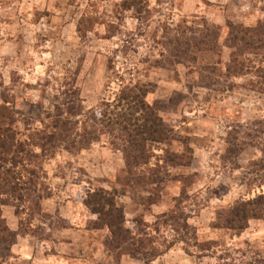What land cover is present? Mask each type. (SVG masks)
<instances>
[{
	"label": "rangeland",
	"instance_id": "1",
	"mask_svg": "<svg viewBox=\"0 0 264 264\" xmlns=\"http://www.w3.org/2000/svg\"><path fill=\"white\" fill-rule=\"evenodd\" d=\"M121 2L0 0V104L10 102L27 132L76 95L89 112L124 86H146L151 104L171 103L162 117L194 152L192 166L168 168L156 204L149 191L118 199L127 226L137 232L141 219L157 238L163 253L152 264H264V221L242 232L219 227L225 209L264 195V94L250 88V77L229 72L225 43L230 24H264V0H146L149 13L141 18L123 12ZM210 43L218 48L208 51ZM231 137L244 146L234 161L227 159ZM123 167L107 140L48 160L43 214L22 216L30 235L0 248V264H145L110 253L108 232L97 230L84 204L90 191L118 188ZM175 208L189 221L188 236L163 223ZM3 215L20 229L15 208L3 207Z\"/></svg>",
	"mask_w": 264,
	"mask_h": 264
},
{
	"label": "trees",
	"instance_id": "2",
	"mask_svg": "<svg viewBox=\"0 0 264 264\" xmlns=\"http://www.w3.org/2000/svg\"><path fill=\"white\" fill-rule=\"evenodd\" d=\"M120 8L123 12H133L136 18L146 17L149 13L146 0H122ZM229 29L225 42L232 50L229 72L250 77V88L264 94V66L258 68L264 58L259 64L257 62L261 55L264 57V24L255 29L230 24ZM215 40H219L218 33ZM211 45L208 51L218 48V45ZM149 94V88L143 85L124 86L112 102H103L89 112L84 111L75 94L68 107L57 106L39 128L27 132L18 128V115L10 102L0 104V248L12 247L19 237L30 235L23 228L22 216L27 214L26 217L33 220L43 214V202L50 197L45 163L63 152L75 155L107 140L124 158V167L117 174L118 188L88 192L85 207L96 216L97 230L108 232L104 246L110 253L129 255L145 264H152L162 255L163 251L156 247L157 238L147 232L143 220L136 221L137 232L127 226L118 199L121 192L149 191L155 194L149 200L156 204V197L170 177L168 168L192 166L194 152L187 142H181L174 128L162 117V112L172 107L171 103L151 104ZM76 117L83 120H76ZM236 140L231 137L228 142L232 145L228 149L230 161L244 151L243 143L238 144ZM178 143L183 144L180 152L174 149ZM259 164L254 165L260 167L262 164ZM6 206L16 209L21 221L18 231H13L4 218L3 207ZM181 213L183 209L175 208L163 223L166 226L171 223L180 236H188L189 221L182 223ZM253 220L264 221V195L239 201L225 209L220 214L219 227L242 232Z\"/></svg>",
	"mask_w": 264,
	"mask_h": 264
}]
</instances>
